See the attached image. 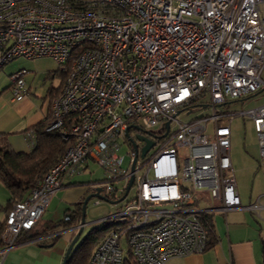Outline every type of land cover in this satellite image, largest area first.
I'll return each instance as SVG.
<instances>
[{
    "label": "built area",
    "instance_id": "1",
    "mask_svg": "<svg viewBox=\"0 0 264 264\" xmlns=\"http://www.w3.org/2000/svg\"><path fill=\"white\" fill-rule=\"evenodd\" d=\"M40 57L64 74L45 130H57L67 146L5 212L0 264L63 179L90 161L105 173L90 182L92 191L100 187L103 199L122 202L104 219L106 233L87 264H165L202 253L204 213L253 208L241 205L236 189L230 119L251 118L264 166V103L216 108L264 85V0H0V65ZM26 71L10 74L14 100L28 93ZM205 94L212 114L177 118ZM137 129L152 131L144 155L146 141L130 133ZM25 134L32 148L33 131Z\"/></svg>",
    "mask_w": 264,
    "mask_h": 264
},
{
    "label": "crops",
    "instance_id": "2",
    "mask_svg": "<svg viewBox=\"0 0 264 264\" xmlns=\"http://www.w3.org/2000/svg\"><path fill=\"white\" fill-rule=\"evenodd\" d=\"M27 61L29 60L16 58L0 65V134H4L11 147L17 151L31 149L25 134L26 131L30 126L49 115L51 101L60 92L58 89L56 93L50 94L54 95L52 98L47 96L44 102L36 107L32 98L33 86L36 84L35 74L30 73L28 68L30 65L24 67L29 63ZM39 61L38 58L33 59L35 70L38 73L40 71L44 73V70L39 66ZM17 67H24L27 70L24 78L28 86V93L21 100L12 99L10 91V74ZM55 71L56 69L51 71V77L56 75ZM36 87L35 85V89ZM231 163L233 167L232 159ZM73 180V177L64 178V185L57 190H61L65 201L70 204L79 200L83 192L93 193L89 186L92 181L84 182L85 187L71 188L73 184L80 183ZM236 189L241 205H253V208L243 207L229 209L225 212H212L214 244L202 253L173 257L165 264H264V192L257 187L252 188L249 196L242 199L237 181ZM41 222H44V225L39 227ZM54 222L51 219L43 220L42 215L34 228L41 229L46 225L52 226ZM55 233H59V236L51 244L43 243L40 236L32 237V232L22 233L17 244L7 252L2 264H61L70 237L60 234V230H56Z\"/></svg>",
    "mask_w": 264,
    "mask_h": 264
},
{
    "label": "rangeland",
    "instance_id": "3",
    "mask_svg": "<svg viewBox=\"0 0 264 264\" xmlns=\"http://www.w3.org/2000/svg\"><path fill=\"white\" fill-rule=\"evenodd\" d=\"M25 60H29L27 61L29 63L25 64L24 67H28V65H30L28 67L30 73L35 74L34 81L36 82L35 85L37 87L35 89V85L33 86L32 98L36 107H39L44 102V99L49 96V93L47 91L50 85L58 86L61 82L62 77L61 74H57L51 77V71L56 69L57 65L50 58H38V60H40L39 66L42 68V70H44V73H42L41 71L40 73H38V71L35 70L33 59ZM261 78L264 81V68L261 72ZM209 100V95L205 94L192 105L190 111L184 110L179 112L177 118L180 121H189L195 117L207 116L212 114V108L209 105ZM262 103H264L263 84L259 89H257L256 92L245 96L243 99H232L228 103L220 104L219 106H217L216 110L218 113L233 111L239 112L240 110H247ZM228 120L229 118H227V121ZM173 126L174 124H172L171 127L173 128ZM212 128L213 122L209 121L207 123L206 132L208 134H211ZM230 129V156L233 162L235 179L237 181V187L241 198H247L252 188L257 187L261 189L262 192H264V166L261 158L259 159L258 156L257 135L253 128L251 118L248 115L235 114L230 119ZM126 151V147H122L119 151L120 154H124L125 163L128 159ZM72 177L74 179L73 181H77L80 183L73 184L71 188H82L86 185L84 184V182L95 181L104 178L105 173L98 164L90 161L84 169H82L79 173L74 174ZM134 192L135 188L134 186H132L129 190L128 195H132ZM206 194L209 196L208 191L206 192ZM62 195L63 193H61V190H59L50 197L42 214L43 220L48 221L51 219L52 221H55V224L63 217H66L68 214L73 213L77 216V218L81 219L79 203L83 201L88 193L83 192L80 199L71 204L65 201L66 199H64V196ZM7 198L8 191L0 181V206H4L6 204ZM121 202L122 201L114 202L112 200H105L97 196L90 197L85 204L84 223L81 226L82 229L80 232V236L77 239L75 245H78L89 232H92V230H94L96 236L100 237L103 231L102 228L104 227V219L114 213L120 206ZM213 203L216 204L217 201H214ZM207 204L208 201H200V206L202 207L206 206ZM3 216L4 212L0 209V219H2ZM43 223L44 222H41L39 227L44 225ZM73 227L74 226H72V229H61L60 234L65 235L66 237H71V235L75 233L80 226H76L75 229ZM103 233L105 232L103 231ZM85 244L86 245L84 247H88L89 251L95 246L94 242L91 243L90 240H86ZM80 261L81 260H79L77 264Z\"/></svg>",
    "mask_w": 264,
    "mask_h": 264
},
{
    "label": "trees",
    "instance_id": "4",
    "mask_svg": "<svg viewBox=\"0 0 264 264\" xmlns=\"http://www.w3.org/2000/svg\"><path fill=\"white\" fill-rule=\"evenodd\" d=\"M54 74H61V82L57 86H50L48 93L50 98L60 89L62 82L64 80V74L56 68ZM50 113V111H49ZM49 115L37 122L29 129L33 131L34 134V145L29 151H17L13 149L6 139L4 134H0V181L6 187L8 191V198L4 206H0L4 214L9 209L11 204L15 201L23 200L29 193L30 189L35 185L37 180L48 171V169L53 166L63 154L67 143L64 141L57 130H45L47 125ZM73 184V183H70ZM81 204L79 203V210L81 211ZM73 213V212H72ZM212 213H204L202 215V221L205 226L208 247L214 244L215 235L213 232L212 223ZM81 217V216H80ZM77 220V221H76ZM80 223V218L76 215L68 214L57 221L54 225H46L41 229L32 228L29 231L23 233L32 232L31 236H40V240L45 244L53 243L59 236V233H53L56 230H63L66 228L76 227ZM57 226V227H56ZM3 229V219H0V233ZM103 231L106 233L107 228L104 226ZM96 236L94 230L89 232L81 242L72 249L68 255L65 264H87L89 256L100 241L105 233ZM53 233V234H52ZM94 234V235H93ZM74 233L71 235L73 236ZM86 240H90L91 243L94 242L95 246L89 251V248H85Z\"/></svg>",
    "mask_w": 264,
    "mask_h": 264
},
{
    "label": "water",
    "instance_id": "5",
    "mask_svg": "<svg viewBox=\"0 0 264 264\" xmlns=\"http://www.w3.org/2000/svg\"><path fill=\"white\" fill-rule=\"evenodd\" d=\"M166 126H167V123H166ZM126 133L128 134V130H126ZM136 136L141 139V140H145L146 141V144L142 147L141 149V154L144 155V153L147 151V149L153 144V141L149 140L148 138H146L145 136H142L140 134H136ZM132 179L133 177L131 176L130 179H129V182L125 188V191L124 193L122 194V196L119 198V199H122L126 192L128 191L131 183H132ZM100 187H97L96 190L93 192V193H90L88 195L85 196V198L83 199L82 201V204H81V221L79 223V225L77 227H79V229L74 233L73 236L70 237V240L68 242V245L65 249V252L63 254V257H62V261H61V264H65L66 262V259L68 257V255L70 254V252L72 251V249H74V247L76 246L75 243L77 241V239L79 238L80 236V232H81V229H82V224L84 223V212H85V204L87 202V200L92 197V196H97V197H101L102 199L104 198L101 194H100ZM118 200H114V202H116ZM75 229V227H73Z\"/></svg>",
    "mask_w": 264,
    "mask_h": 264
},
{
    "label": "flooded vegetation",
    "instance_id": "6",
    "mask_svg": "<svg viewBox=\"0 0 264 264\" xmlns=\"http://www.w3.org/2000/svg\"><path fill=\"white\" fill-rule=\"evenodd\" d=\"M130 133L132 134V133H138V134H140V135H142V136H146V135H151L152 134V131H144V130H139V129H137L136 131H130Z\"/></svg>",
    "mask_w": 264,
    "mask_h": 264
}]
</instances>
